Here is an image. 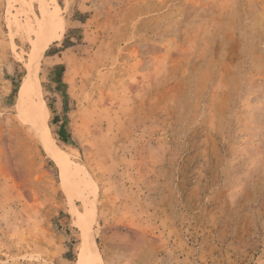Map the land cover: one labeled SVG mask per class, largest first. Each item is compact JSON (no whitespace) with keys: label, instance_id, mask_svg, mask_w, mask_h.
<instances>
[{"label":"rangeland","instance_id":"374dc122","mask_svg":"<svg viewBox=\"0 0 264 264\" xmlns=\"http://www.w3.org/2000/svg\"><path fill=\"white\" fill-rule=\"evenodd\" d=\"M86 208L96 264H264V0H0V264H82Z\"/></svg>","mask_w":264,"mask_h":264},{"label":"bare ground","instance_id":"6f19581e","mask_svg":"<svg viewBox=\"0 0 264 264\" xmlns=\"http://www.w3.org/2000/svg\"><path fill=\"white\" fill-rule=\"evenodd\" d=\"M58 28L59 26L57 28L56 27L54 28L53 26V18L51 16V13L48 12L45 13V18L42 23V34L45 38L44 43L42 45L38 43L34 46L35 47V49L33 50V52H35L34 55L39 56L45 51V48L47 49L48 45L52 43ZM28 72L29 75L27 79L23 82V84L20 87L19 100H18V106L24 113L25 115L24 117L26 121L31 120L30 114L32 111V106L35 103V101L37 100L39 101L40 105L42 106V113L44 111L41 84L37 76V73L35 70H31ZM41 134L45 142L47 153L61 167L64 178H66V174H68L69 178L71 176H74L75 174L73 172L72 166L70 165V162L64 150L58 144L55 143L52 136L45 129L41 131ZM73 206L75 207L74 202H73ZM75 213L78 216V224L80 225L84 233V242L80 251V259L82 260V264H96L100 257V251L95 238L89 231L91 228L90 226L92 224L91 222L94 218L93 217L94 212H92L90 208H86L83 214L76 209H75Z\"/></svg>","mask_w":264,"mask_h":264},{"label":"trees","instance_id":"16d2710c","mask_svg":"<svg viewBox=\"0 0 264 264\" xmlns=\"http://www.w3.org/2000/svg\"><path fill=\"white\" fill-rule=\"evenodd\" d=\"M66 66L65 64H56L54 65L51 70V79L57 84L58 87L62 88V95L67 99L68 94L66 91L67 83L64 81V73H65ZM50 109H52L51 104H49ZM58 140L62 141L65 144H73L71 139V134L67 129L66 123H62L58 130Z\"/></svg>","mask_w":264,"mask_h":264}]
</instances>
